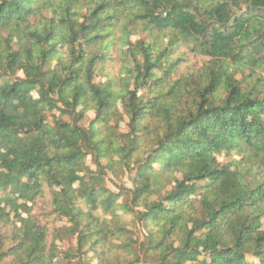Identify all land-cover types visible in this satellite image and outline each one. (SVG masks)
I'll return each mask as SVG.
<instances>
[{
    "label": "trees",
    "instance_id": "1",
    "mask_svg": "<svg viewBox=\"0 0 264 264\" xmlns=\"http://www.w3.org/2000/svg\"><path fill=\"white\" fill-rule=\"evenodd\" d=\"M91 261L264 264V0H0V264Z\"/></svg>",
    "mask_w": 264,
    "mask_h": 264
},
{
    "label": "rangeland",
    "instance_id": "2",
    "mask_svg": "<svg viewBox=\"0 0 264 264\" xmlns=\"http://www.w3.org/2000/svg\"><path fill=\"white\" fill-rule=\"evenodd\" d=\"M163 38L162 36H156L152 39L153 42L159 43L162 41ZM185 61L180 62L179 64H183L185 67L186 72H190L193 70V64L188 61V58L183 56ZM121 68L120 65L118 64L117 61H113L112 63H108L104 65V71L105 73H111L113 75H118L120 72ZM89 116H92L89 114ZM90 119V118H89ZM84 125H87V121L84 122ZM123 132L122 130L119 131ZM237 158V157H236ZM228 161V160H227ZM257 174H260L259 171H257ZM132 177V173L125 171L124 175L120 176L119 178H115L112 174L108 173L106 177V187L114 193H117V188L118 187H125V188H131V183H130V178ZM50 191L49 189H45V194L42 200L38 201L33 214L34 215H39L43 211L48 210L47 207L49 206L50 203ZM123 199L120 198L119 202H121ZM52 221V220H51ZM122 221L125 223L126 227L128 230L131 231V237L133 241H137L138 243L142 242L144 237H145V230L144 226L139 225L135 221H133L130 217L122 218ZM73 241L69 240L68 244H72ZM66 246V245H65ZM90 264H96V261H91Z\"/></svg>",
    "mask_w": 264,
    "mask_h": 264
}]
</instances>
